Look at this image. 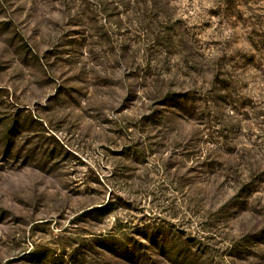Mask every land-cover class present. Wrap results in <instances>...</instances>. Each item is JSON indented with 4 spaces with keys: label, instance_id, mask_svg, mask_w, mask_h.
Masks as SVG:
<instances>
[{
    "label": "rangeland",
    "instance_id": "rangeland-1",
    "mask_svg": "<svg viewBox=\"0 0 264 264\" xmlns=\"http://www.w3.org/2000/svg\"><path fill=\"white\" fill-rule=\"evenodd\" d=\"M0 264H264V0H0Z\"/></svg>",
    "mask_w": 264,
    "mask_h": 264
}]
</instances>
